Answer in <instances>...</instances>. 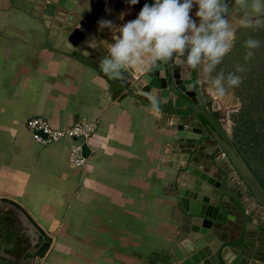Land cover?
Returning <instances> with one entry per match:
<instances>
[{
	"label": "crops",
	"instance_id": "0c3cea01",
	"mask_svg": "<svg viewBox=\"0 0 264 264\" xmlns=\"http://www.w3.org/2000/svg\"><path fill=\"white\" fill-rule=\"evenodd\" d=\"M90 3L77 0L73 11L58 9L79 18L91 12ZM117 5L107 19L117 26L140 12L129 0ZM197 10L193 5L190 16L199 23ZM47 25L16 2L0 0V197L20 204L53 239L52 257L77 264H177L172 249L190 232L191 217L176 191L180 175L187 173L223 192V219L210 231L232 245V264H264V208L200 117L171 108L167 98L159 115L146 111L149 101L130 87L152 70L129 71L122 78L105 74L100 61L112 42L109 30L90 27L77 58L48 45ZM245 33L256 39V30L239 28L223 61ZM222 63L213 75L232 72ZM198 71L192 72L193 83ZM205 89L194 87L197 98L227 130L239 112L238 100L232 89L220 100ZM33 117L55 130L95 122L83 167L69 162L70 139L37 143L26 128Z\"/></svg>",
	"mask_w": 264,
	"mask_h": 264
},
{
	"label": "water",
	"instance_id": "95a60500",
	"mask_svg": "<svg viewBox=\"0 0 264 264\" xmlns=\"http://www.w3.org/2000/svg\"><path fill=\"white\" fill-rule=\"evenodd\" d=\"M23 10L48 26V45L61 52L82 58L76 48L84 40L98 21L107 20L113 7H120L125 0H91V12L83 11L79 18L59 10L73 11L77 0H11ZM154 0H139L141 10L145 3ZM231 0H226L229 3ZM118 10V8H115ZM188 80L182 78L180 68L174 62H161L147 76L131 85L130 90L139 96L151 92L169 99L173 109H185L191 115L204 119L205 129L213 138L218 149L227 158L230 166L245 185L255 202L264 208V188L247 165L235 146L228 131L217 118L199 101L194 87H188ZM191 82L193 78L191 76ZM145 97V96H144ZM82 154L87 157L89 150L82 146ZM210 183V182H209ZM218 187V186H217ZM177 197L187 217H191L190 232L172 249L177 264H232L229 248L221 243L210 231L214 222L223 219L219 200L220 186L213 188L202 179L184 173L177 182ZM213 201V204L212 202ZM188 218V219H189ZM53 239L33 220L17 202L0 197V264H42L43 258L52 246Z\"/></svg>",
	"mask_w": 264,
	"mask_h": 264
},
{
	"label": "clouds",
	"instance_id": "9594fccd",
	"mask_svg": "<svg viewBox=\"0 0 264 264\" xmlns=\"http://www.w3.org/2000/svg\"><path fill=\"white\" fill-rule=\"evenodd\" d=\"M139 0H129L136 5ZM196 5L195 16L190 12ZM154 0L140 10L134 20L115 25L110 20H99L101 31L111 32L112 42L107 43V55L100 61L101 70L111 78H122L129 71L145 73L159 67L161 62H174L187 79L188 87L206 86L213 98L223 99L229 90L242 82L246 69L236 65L233 72L213 73L224 57L231 52L239 28L258 30L264 27V0ZM121 13L119 19L123 20ZM96 43L89 42V47ZM247 62L260 47V41L249 37L244 42ZM194 70L198 71L195 83L191 82ZM149 101L146 111L161 113L160 105L166 100L151 92L143 93ZM258 264V262H257Z\"/></svg>",
	"mask_w": 264,
	"mask_h": 264
},
{
	"label": "rangeland",
	"instance_id": "374dc122",
	"mask_svg": "<svg viewBox=\"0 0 264 264\" xmlns=\"http://www.w3.org/2000/svg\"><path fill=\"white\" fill-rule=\"evenodd\" d=\"M247 31V30H246ZM248 32V31H247ZM248 34L245 33L241 38L240 41L237 43V47H234L233 52L228 57L227 60L223 61V69H229L232 70V72L235 70L236 65H243L245 67V71L243 73H237V75H240L242 77V82L240 85L234 89H232L235 99L238 100L240 108L239 112L233 115L231 118L233 125L227 127V131L229 135L233 138L235 137V132L239 135L242 132L243 127L237 123V119L240 116V113L245 111L244 109L248 107L249 111H251V117L253 119L257 116L264 118V109L260 108L259 106L254 107L256 104L252 102V99H256V96L259 95V92L261 91V85L262 84L264 88L263 81L259 80V78L262 76L264 77V27L259 28L256 30V39L260 41V47L254 50V56L249 61L244 60V54L246 52V49L244 48V42L248 39ZM251 77L252 79H256L255 81L252 80L248 82V78ZM261 87V88H260ZM262 115V116H261ZM237 118V119H236ZM241 154H243L241 152ZM243 156H245L243 154ZM250 164L256 168L258 167L253 159H248ZM228 161V160H227ZM262 184L264 185V182L261 180ZM51 249V248H50ZM42 264H77L75 261L72 262L71 258H62L59 257L57 259H54L52 257L51 250H49L46 254V256L42 260Z\"/></svg>",
	"mask_w": 264,
	"mask_h": 264
},
{
	"label": "trees",
	"instance_id": "16d2710c",
	"mask_svg": "<svg viewBox=\"0 0 264 264\" xmlns=\"http://www.w3.org/2000/svg\"><path fill=\"white\" fill-rule=\"evenodd\" d=\"M262 83L264 84V82ZM260 85L262 87H260L261 91L256 99H252V102L257 103L254 107L259 106L264 109V88L261 83ZM244 110L240 113L239 118H236L237 123L243 127L242 132L240 135L235 132L236 138L233 137L232 140L240 154L242 152L245 155L241 154L264 188L261 182V180L264 182V118L257 116L253 119L248 107ZM200 119L204 124L206 123L201 117ZM249 158L253 159L258 167L253 168L248 160Z\"/></svg>",
	"mask_w": 264,
	"mask_h": 264
},
{
	"label": "built area",
	"instance_id": "2783aa9c",
	"mask_svg": "<svg viewBox=\"0 0 264 264\" xmlns=\"http://www.w3.org/2000/svg\"><path fill=\"white\" fill-rule=\"evenodd\" d=\"M27 130L33 135L35 141L41 145H49L61 139L68 138L70 146L69 162L75 167H83L86 157L82 154V146L95 133V122L81 121L61 130L51 129L43 118L33 117L26 122Z\"/></svg>",
	"mask_w": 264,
	"mask_h": 264
}]
</instances>
